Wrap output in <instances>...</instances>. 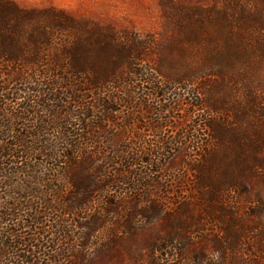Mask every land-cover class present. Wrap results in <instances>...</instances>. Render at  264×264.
I'll use <instances>...</instances> for the list:
<instances>
[{"label": "trees", "instance_id": "1", "mask_svg": "<svg viewBox=\"0 0 264 264\" xmlns=\"http://www.w3.org/2000/svg\"><path fill=\"white\" fill-rule=\"evenodd\" d=\"M163 6L141 33L0 0V264H89L160 220L117 260L264 264L263 196L238 201L264 181V0Z\"/></svg>", "mask_w": 264, "mask_h": 264}, {"label": "rangeland", "instance_id": "2", "mask_svg": "<svg viewBox=\"0 0 264 264\" xmlns=\"http://www.w3.org/2000/svg\"><path fill=\"white\" fill-rule=\"evenodd\" d=\"M14 1L17 5L26 9H42L48 7H54L60 10H64L70 13L73 16L82 19H88L102 23L104 25H109L115 27L117 30H133L141 33L149 32H161L164 30V6L167 0H11ZM169 1V0H168ZM182 2H192L198 0H179ZM170 119L173 123L172 126H176L177 123L183 122V111L174 110L170 113ZM144 126L142 123L139 127ZM177 130L174 127H170L167 130L169 135L176 134ZM152 134L153 133L146 132ZM39 159L42 160L41 157ZM186 157L182 154L177 153L173 158V169L182 168V165L186 163L189 165V162H184ZM182 173V172H181ZM185 175V182L187 186H190L191 179L193 178L194 173L192 171H187L183 173ZM260 192L264 199V181H261L258 186L254 183H251V193L249 195H244L242 200L238 199L241 212L251 211V201H258L256 194ZM260 215L263 216L262 223L264 225V205L260 208ZM259 212V210H258ZM138 219H143L139 217ZM77 223L79 219H74ZM73 220V221H74ZM252 223V219H251ZM161 225L162 220L156 221L150 224H144L143 229L137 234L134 239H129L127 242L130 246V249L127 247H122L119 252L117 250H109L105 254L95 258L89 264H128L129 260H126L124 263H120L117 260L119 253L123 255H128L129 252L137 253L136 242L146 247V245L157 239L161 234ZM145 227V228H144ZM255 225L252 227L254 229ZM251 228V229H252ZM76 240L79 238L81 232L80 228L75 229ZM32 234L31 229H25L21 231V240L30 239L29 237ZM81 245V241L78 240L77 244ZM134 247V248H132ZM76 254V253H74ZM77 255V254H76ZM115 255V256H114Z\"/></svg>", "mask_w": 264, "mask_h": 264}]
</instances>
